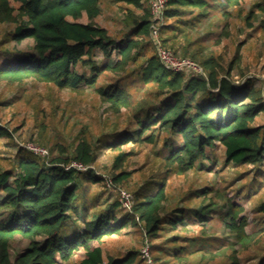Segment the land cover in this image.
Wrapping results in <instances>:
<instances>
[{
  "label": "trees",
  "instance_id": "1",
  "mask_svg": "<svg viewBox=\"0 0 264 264\" xmlns=\"http://www.w3.org/2000/svg\"><path fill=\"white\" fill-rule=\"evenodd\" d=\"M126 1L132 3L134 9L129 8L126 14L127 30L114 37L105 26L93 20L101 13L100 0H0V25L13 24L10 35L16 42L24 38L33 41L31 49L10 51L15 61L0 64V80L21 82L31 78L72 91L94 87L114 114L124 108L140 125L135 132H127L125 138L111 144L115 152L111 180L119 182L130 175L124 169L129 152L122 148V143L130 136L150 143L161 138L165 150L156 157L157 163L166 170L157 189L146 194L142 188L131 192L130 209L121 216L116 214L121 205L117 199L90 214L93 203L89 201L95 196L87 194L89 186L86 182L105 178L90 168L81 170L69 164L73 161L83 166L92 163L96 157L93 141L86 135L79 136L69 154H64L65 146L59 144L60 154L52 156L48 162L32 151L19 150L15 167L0 170V264H57V256L68 260L80 246L86 251L80 264H133L135 250L122 256L107 254L104 258L103 237L120 232L129 223L140 225L145 236L155 237L164 229H174L183 221L186 212H194L202 218L196 208L185 210L187 206H165L166 174H181L204 166L207 147L215 141L225 146L228 160L242 164L264 161V85L256 87L250 78L241 83L231 78L236 56L222 66L214 54L200 51L202 41L195 42L194 45H198L195 47L193 41L188 42L184 53L195 59L203 74H185L166 68L156 50L145 64L138 66L140 70L136 77L148 84V88L137 102L115 82L98 83L102 71L114 73L119 79L133 74L134 69L129 66L143 54L144 45L149 42L150 8L144 7L142 0ZM240 1L226 0V4L232 6ZM205 2L168 0L164 16L167 18L180 12L178 5L181 4L198 5V15L205 14L214 8L212 0L207 5ZM136 7L142 12H137ZM84 14L87 21L80 20ZM254 16L253 10H249L245 19ZM164 30L170 33L163 38L164 43L172 41L176 35L172 32L174 26L166 24ZM189 46L192 50H188ZM98 50L109 59L103 65L94 58ZM79 65L88 66L90 72L80 70ZM4 134L11 136L0 124V135ZM206 190L204 187L194 192L201 194ZM253 208L256 219L264 217V199L258 200ZM242 211V205L229 201L223 216L225 227L237 241L255 246L256 251L250 255L258 257L256 264H264V245L260 243L261 234L264 238V225L260 226L257 236V231L248 234L246 217L240 215ZM77 213L79 217L74 216ZM79 218L82 219L81 226L76 223ZM70 226L75 227L72 232L68 231ZM205 232L202 229L201 233ZM16 236L26 238L28 244L12 255L11 243ZM178 236L174 234L168 240L176 243L166 252L170 257L169 264H173V259L181 258ZM205 247L203 242L200 249ZM150 255L159 264L157 257L161 256H154L153 251ZM230 258L231 264H240L235 251Z\"/></svg>",
  "mask_w": 264,
  "mask_h": 264
},
{
  "label": "rangeland",
  "instance_id": "2",
  "mask_svg": "<svg viewBox=\"0 0 264 264\" xmlns=\"http://www.w3.org/2000/svg\"><path fill=\"white\" fill-rule=\"evenodd\" d=\"M142 1L144 7H149L148 0ZM212 1L214 8L202 15H198V5L181 4L178 5L180 12L167 18L164 16L157 33L160 43L170 48L176 57L195 61L189 54L184 53V48L188 46V42L193 41L192 46L195 47L198 46L194 45L195 42L202 41L199 45L200 51L214 54L222 66H226L233 56L237 57L231 73L235 82L241 83L245 78H250L254 86L264 85V9L261 8L264 7V0H241L232 6L227 5L226 0ZM209 2L210 0H206L205 5ZM100 5L101 13L93 18L94 22L105 26L114 37L122 35L128 26L125 25L126 14L134 5L126 0H100ZM249 10H253L255 16L245 19ZM136 11L141 13L142 9L136 7ZM80 20L87 21L86 14ZM166 24L174 26L175 30L172 32L176 35L172 41L164 43L163 38L170 34L164 30ZM12 26L13 24L8 23L0 25V64L15 61V58L10 56V51L14 48L31 49L33 44L31 38L16 42L10 35ZM171 44H174L173 47ZM190 47L188 50H192L193 47ZM142 53L137 61L129 66L134 69L133 74L119 79L114 73L102 71L99 73L98 83L115 82L118 87L127 90L129 97L135 101L140 99V96L144 97L142 92L148 88V84L139 81L136 76L140 70L138 66L145 64L148 56L156 53L151 34ZM114 57L113 52L112 58ZM94 58L101 65L109 60L100 50ZM79 69L90 72L88 66L79 65ZM185 74L191 72L185 71ZM0 124L11 133V136L0 135V170L13 169L19 150L28 153L31 151L27 148L30 144L44 147L47 154L39 156L48 162L52 156L60 154L59 144L65 146L64 154H69L79 136L86 135L94 142L95 160L83 167L74 165L81 170L90 168L105 178L98 182H86L89 186L87 194L95 196L89 201L93 203L90 214L114 199L127 202L122 191L131 194L136 188H142L143 194H146L157 189L166 171L162 164L157 163L159 159L156 157L165 150L161 138L155 143H150L146 140H135L130 136L122 143V148L129 152L124 169L130 172V175L119 182L111 180L115 154L111 144L125 138L127 132H135L140 125L136 118L131 116V112L124 108L119 114H114L109 103L101 99L94 87L72 91L31 78L21 82L0 80ZM203 160L202 167L196 166L181 174H166L165 201L167 208H196L197 214L202 218L194 212H186L183 221L174 229H164L155 237L145 236L140 225L133 226L129 223L120 232L103 237L104 258L107 254L122 256L129 250H135L133 264H156L150 255V251H153L154 256H161L157 257L159 264H169L170 257L166 252L170 245L176 243H170L168 240L178 234V244L181 245V251L178 252L181 258L173 259V264H231L230 256L234 251L240 264H256L258 257L250 255L256 251V247L246 246V241H237L225 227L223 216L227 203L231 200L237 202L243 207L240 215L246 217L247 233L257 231L255 235L260 234L259 229L264 225V217L256 219L253 207L258 200L264 199V161L259 164H242L228 160L225 146L219 141L207 147V157ZM204 187L207 188L205 193L194 192L195 189ZM130 198L132 203V197ZM201 207L204 209L202 212L199 210ZM119 208L116 214L121 216L130 209V205L121 204ZM74 216L79 217V214ZM76 223L81 226L82 219H77ZM74 228L70 226L68 231L72 232ZM202 229L206 232L201 233ZM262 236L261 234L260 243L264 245ZM203 242L206 247L200 249ZM27 244L26 238L16 236L11 243L12 255L20 252ZM145 248L148 257L144 255ZM85 254V249L80 246L68 260L57 256V264H80Z\"/></svg>",
  "mask_w": 264,
  "mask_h": 264
},
{
  "label": "built area",
  "instance_id": "3",
  "mask_svg": "<svg viewBox=\"0 0 264 264\" xmlns=\"http://www.w3.org/2000/svg\"><path fill=\"white\" fill-rule=\"evenodd\" d=\"M167 1L168 0H148L150 12L152 15L150 34H151L152 38L154 39V42L156 45V50H157V55H158L161 63L168 69L180 70V71H184V72L190 71L192 74L193 73L194 74H196V73H202L203 74L202 68L195 61H193L190 58H178V57H176L170 48L165 47L160 43V40H159L157 33L159 30V23L162 21V19L164 17V10L166 8ZM27 148L29 150H31L33 153L38 154V155L47 154V150L42 146L30 144L27 146ZM69 165H73V166L78 165L80 167H83V165L81 166V164H79L77 162H72ZM69 165H67V166H69ZM109 181H111V180H109ZM122 194L127 199L128 204H126L127 202H121V204L130 205V203H131L130 194L126 191H124V192L122 191ZM144 255L146 257H148L147 248L144 249Z\"/></svg>",
  "mask_w": 264,
  "mask_h": 264
}]
</instances>
